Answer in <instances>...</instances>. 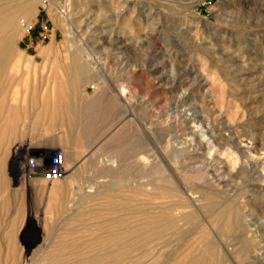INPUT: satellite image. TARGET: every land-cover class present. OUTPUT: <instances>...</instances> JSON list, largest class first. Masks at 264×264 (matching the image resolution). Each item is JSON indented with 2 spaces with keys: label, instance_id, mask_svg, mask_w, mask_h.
<instances>
[{
  "label": "rangeland",
  "instance_id": "374dc122",
  "mask_svg": "<svg viewBox=\"0 0 264 264\" xmlns=\"http://www.w3.org/2000/svg\"><path fill=\"white\" fill-rule=\"evenodd\" d=\"M20 18L30 22L21 36ZM16 33L30 62L10 78L11 93L29 72H61L79 58L123 94L128 158L107 173L105 153L90 150L71 175L31 174L25 158L18 163L22 150L51 151L30 149L27 108L0 163V205L11 204L0 212V241L12 237L4 252L54 264L52 255L71 261L74 250L106 246L113 264H170L206 241L215 262L264 264V0H34ZM164 184L170 193L156 192ZM175 199L195 213L178 221L179 233L108 242Z\"/></svg>",
  "mask_w": 264,
  "mask_h": 264
},
{
  "label": "crops",
  "instance_id": "0c3cea01",
  "mask_svg": "<svg viewBox=\"0 0 264 264\" xmlns=\"http://www.w3.org/2000/svg\"><path fill=\"white\" fill-rule=\"evenodd\" d=\"M68 62L61 72L38 70L35 74L29 72L27 76H23L21 83L27 88L28 99L32 100L24 109L25 113L27 108L29 111V124L24 128V135L27 142L31 143L30 149L42 152L62 149L65 166L70 175L78 171L76 164L83 155L94 150V159L98 154L105 153L101 161L111 168L106 170L107 173H119L122 171L121 165L125 166L128 158L123 154L125 148L121 145L126 142L127 105L121 97L123 94L115 85L107 84L106 77L101 76L94 68L87 69L79 58L70 59ZM51 88L54 97L51 95ZM46 101L51 105L47 103L46 106ZM75 107L83 110L79 111ZM40 108H43V111H39ZM36 117L40 118V121ZM32 119L38 120L36 122L39 123L35 125L36 122ZM81 132L83 138L87 134L84 139L79 135ZM135 155L134 144L130 148L129 158L133 160ZM88 165L91 166L92 163L89 162ZM82 172L93 173L94 170H90L86 165Z\"/></svg>",
  "mask_w": 264,
  "mask_h": 264
},
{
  "label": "bare ground",
  "instance_id": "6f19581e",
  "mask_svg": "<svg viewBox=\"0 0 264 264\" xmlns=\"http://www.w3.org/2000/svg\"><path fill=\"white\" fill-rule=\"evenodd\" d=\"M33 1L34 0L17 2V0H4V1L0 2V163H2V164L6 158L8 141L10 142V140H12L11 138L18 134V132L16 131L17 124H19V122H21L20 120L24 116L27 115L25 113L26 111L24 110L25 109V103H28L31 100V99L28 100L26 89H23L22 92H19V95H17L15 93V91H13L11 93L10 90L12 89L13 81H11L12 79L10 80V78H12V76L15 75L16 72L20 73V71H19L20 66L26 67L29 65V62H30V58L25 57L22 52L18 51L14 47L13 38L17 36V33H16L17 17L21 13H23L24 15L27 14L28 10L30 8V4L33 3ZM19 22L20 23L22 22V32L20 33V36H21L26 30H28V26L30 25V22L27 21L23 25V23H24L23 18H20ZM46 49L48 50V48H46ZM49 52H50V50H49ZM47 56H48V52H47ZM23 69L25 70L24 73L26 74L28 72L27 68H23ZM24 70H22L21 72H23ZM24 73H22V74H24ZM56 83H54V86L56 85ZM57 85L60 86L59 84H57ZM60 89H61V87H60ZM55 91H57V90H55ZM52 92H53V89L51 88V95L54 97L55 94L53 95ZM10 94H11V96H9ZM34 99H36V98L34 97ZM51 100H53V99H50V101ZM42 102L44 103V101H42ZM57 102H58V99H57ZM43 103H41V104H43ZM47 103L48 102L46 101V106H47ZM49 105H51V103ZM46 106H45V108H46ZM75 108H77V107H75ZM42 109L40 108L39 111H41ZM51 111H52V109H51ZM53 111H55V110H53ZM74 111H75V109H74ZM47 112H49V111H47ZM74 115H73V117H74ZM36 118H38V117H36ZM38 120L40 121V118H38ZM38 120H33V122L34 121L36 122ZM73 120H75V119H73ZM81 120H82V117H81ZM38 123L39 122H36L35 125ZM31 124L33 125L32 122H31ZM43 124H44V122H43ZM80 125H82V124H80ZM18 128H19V126H18ZM84 131H85V129H84ZM82 132L79 133V135L82 134ZM79 135H78V137H79ZM86 135L87 134L84 135V138L86 137ZM15 138H17V137H15ZM84 138L82 137V139H84ZM29 144H31V143H29ZM19 149L20 148H18V150ZM14 151H17V147H14ZM3 185L4 184L2 182H0V189L4 188ZM155 189H156V192H158V193H160V192L170 193V190L168 189L167 185H165V184L157 186V188H155ZM64 190L65 189L62 190V187L53 189L55 197L61 200L62 195H64V194H62V193H64ZM90 190H91V187L87 189V191H90ZM176 200L177 199H175L174 202L169 203V205L166 207L162 206L160 209L156 210L154 213L146 214L145 217L143 218V221L141 220L142 219L141 218L140 219L141 221L138 224L125 225L121 231V234H118V235L112 234L110 236V238L108 239V242H111V241L113 242L114 240H116L117 238H119L122 235L124 237L135 236V238L137 239V237H139V236L143 237V234H147V235L149 234L152 236L153 235L159 236V235L163 234L165 231H171L173 233H177L178 232V221L180 219H183L186 221V220L195 218L194 217L195 213L193 210L187 211V212L183 211L182 207L186 204L182 205L180 203H183V202L180 199H178L180 203ZM7 201H4L2 203V205H0V212L3 210V208L5 206H6V210H7V207H9L11 205ZM212 214L214 215V213H211V215ZM218 218H220V217H218ZM0 224H1V221H0ZM208 234H209V232H208ZM203 235H204V237H207L206 232H203ZM8 238L4 239V241L3 240L0 241V264H29V261L31 258L25 257L21 252L20 253L18 252L19 255L21 254V258H22L21 260L18 256V253L16 254V252H14V251H12V252H10V251L6 252L5 251L4 252V248L5 247L7 248L8 242L11 240L12 237L9 236ZM104 241H105V245H106V239ZM135 241L138 242V240H135ZM137 242H134V244H136ZM140 242H141V239H140L139 243ZM74 244L76 246L78 245L77 243H74ZM139 245L140 244H138L137 246H139ZM25 249L27 251H30L27 248H25ZM199 249L201 251L198 254L193 255L192 257H189L188 256L189 253H188V255L183 256L182 258H180V257L173 258V260L170 262V264H222L220 262H215L216 260L214 261V259L212 257L214 252L210 247H208V244L206 241H205V245L203 246V248L202 249L199 248ZM73 254H74V259L71 261L65 257L56 256V255L50 256L49 259H51L54 262L56 261V263H54V264H113L117 260L115 257H112V255L114 254L113 252H108L106 254V246L103 247L99 253H93V252L82 253L81 251H79L77 249V250H74ZM106 257H107V259H106ZM261 263H262L261 258H258L257 264H261Z\"/></svg>",
  "mask_w": 264,
  "mask_h": 264
},
{
  "label": "built area",
  "instance_id": "2783aa9c",
  "mask_svg": "<svg viewBox=\"0 0 264 264\" xmlns=\"http://www.w3.org/2000/svg\"><path fill=\"white\" fill-rule=\"evenodd\" d=\"M22 151L23 152L19 158L21 160L18 161V163L20 164V167H22V159L25 158L27 170L31 174L38 173L42 179L51 182L61 178L66 173L64 151L62 149H55L47 155L42 153L29 156H27L28 149ZM19 159L17 158V160Z\"/></svg>",
  "mask_w": 264,
  "mask_h": 264
}]
</instances>
